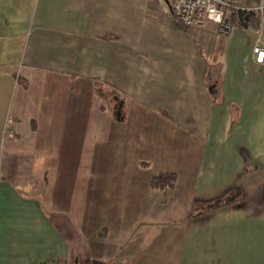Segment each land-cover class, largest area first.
<instances>
[{"label": "crops", "instance_id": "1", "mask_svg": "<svg viewBox=\"0 0 264 264\" xmlns=\"http://www.w3.org/2000/svg\"><path fill=\"white\" fill-rule=\"evenodd\" d=\"M170 1L0 0V264H264V25Z\"/></svg>", "mask_w": 264, "mask_h": 264}, {"label": "built area", "instance_id": "2", "mask_svg": "<svg viewBox=\"0 0 264 264\" xmlns=\"http://www.w3.org/2000/svg\"><path fill=\"white\" fill-rule=\"evenodd\" d=\"M169 6L174 21L181 28L195 30L212 23L222 35H228L233 29L229 16L247 10L243 0H171ZM252 52L255 62L264 64V47L254 46Z\"/></svg>", "mask_w": 264, "mask_h": 264}, {"label": "trees", "instance_id": "3", "mask_svg": "<svg viewBox=\"0 0 264 264\" xmlns=\"http://www.w3.org/2000/svg\"><path fill=\"white\" fill-rule=\"evenodd\" d=\"M229 18L231 20L232 28L258 29L262 24L264 25V15L260 10H241L235 14H231ZM99 92H97L98 95ZM100 96L102 97V109H108V101L103 93V90L101 91ZM118 98L120 99V96ZM122 106L121 103H119V108L117 110L118 114L116 115L119 120H124L125 118V114L122 112ZM175 181L176 177L174 174H160L153 177L151 180V187L155 189H171L174 187Z\"/></svg>", "mask_w": 264, "mask_h": 264}, {"label": "rangeland", "instance_id": "4", "mask_svg": "<svg viewBox=\"0 0 264 264\" xmlns=\"http://www.w3.org/2000/svg\"><path fill=\"white\" fill-rule=\"evenodd\" d=\"M166 4V3H165ZM261 11V10H260ZM263 20V19H262ZM263 22V21H262ZM208 27H212L214 28L216 31H218V28L215 24H208ZM262 27V26H260ZM225 36V35H224ZM103 93L106 96V99L108 101V109H110L112 112L116 113L118 106H119V102L120 99L118 98L119 96L116 95L114 92H112L111 90H109L108 88L106 89V87H103ZM112 103V104H111ZM111 107V108H110ZM123 111V110H122Z\"/></svg>", "mask_w": 264, "mask_h": 264}]
</instances>
